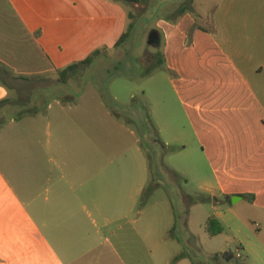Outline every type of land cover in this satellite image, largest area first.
<instances>
[{
	"label": "rangeland",
	"instance_id": "rangeland-1",
	"mask_svg": "<svg viewBox=\"0 0 264 264\" xmlns=\"http://www.w3.org/2000/svg\"><path fill=\"white\" fill-rule=\"evenodd\" d=\"M53 1L34 18L51 29L60 62L36 43L40 30L28 34L24 9L0 0V256L48 250L78 258L73 264H223L213 258L221 238L205 234L215 211L200 182L211 167L195 164L183 106L184 81L200 79V69L183 60L173 74L166 69L161 28L184 18L187 44L198 29L214 36L221 0ZM80 24L101 42L71 45ZM153 29L159 47L147 43Z\"/></svg>",
	"mask_w": 264,
	"mask_h": 264
},
{
	"label": "crops",
	"instance_id": "crops-1",
	"mask_svg": "<svg viewBox=\"0 0 264 264\" xmlns=\"http://www.w3.org/2000/svg\"><path fill=\"white\" fill-rule=\"evenodd\" d=\"M7 1L24 9L22 20L28 34L34 36L40 30L36 43H44L47 55L62 61L51 40V29L34 18L39 14L37 7L52 6L53 0ZM56 5L60 6L58 0ZM213 20L218 33L211 36L195 30L191 44L185 42L184 18L177 24L161 21L166 39L164 67L173 74L183 60L184 68L200 69V79L184 81L183 106L197 143L189 148L196 152L195 164L204 160L212 171V177L200 182L215 211L207 214L206 223L216 216L224 226L221 234L210 237L221 238L223 245L213 255L230 252L245 264H264V0H221ZM73 28L70 35L75 41L71 45L101 42L100 32L91 29L84 33L82 24ZM53 30L60 31L57 27ZM180 53L185 56L177 57ZM197 53L198 62L193 61ZM7 205L9 210L10 200ZM205 234L209 237L206 229ZM77 260L48 250L0 256V264H73ZM219 261L228 263L223 258Z\"/></svg>",
	"mask_w": 264,
	"mask_h": 264
},
{
	"label": "trees",
	"instance_id": "trees-1",
	"mask_svg": "<svg viewBox=\"0 0 264 264\" xmlns=\"http://www.w3.org/2000/svg\"><path fill=\"white\" fill-rule=\"evenodd\" d=\"M127 2H133V3H140V2H145L147 0H125ZM187 12V7L186 6H182L180 14H184ZM131 34V29L129 31H125L121 37L119 38V40L116 43V46H120L123 42H125L127 40V38L130 36ZM100 53V50H96L93 52L92 55H90L89 57H87L85 60L79 62V63H74L70 66H68L67 68H65L64 70L61 71V80L66 83V81L68 80V76L71 73H74L75 71H77L81 65H86V64H90L92 63L94 57L96 55H98ZM160 63H162V59L159 60ZM2 104V103H0ZM206 230L208 232V234L210 236H216L219 235L223 232V227L220 223V221L215 218V217H210L207 221V227ZM214 260H219L220 258L225 259L226 261H232L235 260V257L230 253V252H224V253H216L213 256Z\"/></svg>",
	"mask_w": 264,
	"mask_h": 264
},
{
	"label": "water",
	"instance_id": "water-1",
	"mask_svg": "<svg viewBox=\"0 0 264 264\" xmlns=\"http://www.w3.org/2000/svg\"><path fill=\"white\" fill-rule=\"evenodd\" d=\"M147 43L151 47H159L161 44V33L157 29H153L148 36ZM237 197H234L232 199L233 202H235Z\"/></svg>",
	"mask_w": 264,
	"mask_h": 264
}]
</instances>
